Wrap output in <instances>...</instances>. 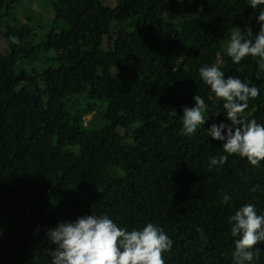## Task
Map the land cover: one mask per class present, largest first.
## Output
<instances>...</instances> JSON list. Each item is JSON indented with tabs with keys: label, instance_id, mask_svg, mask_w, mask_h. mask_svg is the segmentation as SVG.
I'll return each instance as SVG.
<instances>
[{
	"label": "trees",
	"instance_id": "obj_1",
	"mask_svg": "<svg viewBox=\"0 0 264 264\" xmlns=\"http://www.w3.org/2000/svg\"><path fill=\"white\" fill-rule=\"evenodd\" d=\"M21 1L0 0V264H51L48 231L92 214L129 232L161 228L173 241L165 264H234L229 218L248 203L264 215V161L208 136L231 121L199 69L258 87L243 115L264 124L259 57L237 64L223 48L233 31L258 34L264 5L45 0L53 18L37 40L29 14L10 15ZM195 95L206 122L182 135ZM255 249L252 264H264V242Z\"/></svg>",
	"mask_w": 264,
	"mask_h": 264
},
{
	"label": "clouds",
	"instance_id": "obj_2",
	"mask_svg": "<svg viewBox=\"0 0 264 264\" xmlns=\"http://www.w3.org/2000/svg\"><path fill=\"white\" fill-rule=\"evenodd\" d=\"M264 0H249V6L256 9ZM259 32L253 37L247 32L233 31L227 45V55L233 63H240L246 57H259V68L264 71V10L257 18ZM12 44H19L16 36H10ZM199 75L204 84L210 86L217 98H222L226 117L231 124H213L208 133L214 140L224 141L223 150L228 155L237 154L247 158L253 166L264 161V124L248 119L243 114L248 101L257 98L260 90L249 86L241 79L228 76L216 66H203ZM194 107H185L182 116V135H192L206 122L207 108L200 95L193 97ZM226 129V135L222 132ZM228 155L212 157L210 165H223ZM229 200L223 197V202ZM231 235L235 239L232 253L234 264H252L258 258L259 249L254 245L264 242V215H258L255 205L248 203L229 218ZM198 231H200L198 229ZM58 247L49 252L51 264H165L163 253L172 248L173 241L158 226L148 223L142 230L127 231L118 226L107 215H90L79 218L75 223H60L47 233Z\"/></svg>",
	"mask_w": 264,
	"mask_h": 264
},
{
	"label": "rangeland",
	"instance_id": "obj_3",
	"mask_svg": "<svg viewBox=\"0 0 264 264\" xmlns=\"http://www.w3.org/2000/svg\"><path fill=\"white\" fill-rule=\"evenodd\" d=\"M25 14H29L32 22L41 28L38 30L39 37L37 40L44 39V33L46 30L45 27L53 18L52 8L46 3L45 0H22L19 5L13 8L10 15L11 17L22 19ZM4 43V39L0 35V46H3ZM223 48L225 52H227V45H224ZM35 67H37V64H32L28 66V69L31 70ZM89 118L90 116H86L85 121H87Z\"/></svg>",
	"mask_w": 264,
	"mask_h": 264
}]
</instances>
